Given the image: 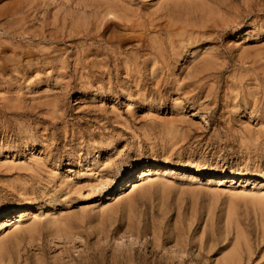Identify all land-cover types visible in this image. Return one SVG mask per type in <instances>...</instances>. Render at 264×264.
Returning a JSON list of instances; mask_svg holds the SVG:
<instances>
[{
	"label": "rangeland",
	"instance_id": "1",
	"mask_svg": "<svg viewBox=\"0 0 264 264\" xmlns=\"http://www.w3.org/2000/svg\"><path fill=\"white\" fill-rule=\"evenodd\" d=\"M157 263L264 264V0H0V264Z\"/></svg>",
	"mask_w": 264,
	"mask_h": 264
},
{
	"label": "bare ground",
	"instance_id": "2",
	"mask_svg": "<svg viewBox=\"0 0 264 264\" xmlns=\"http://www.w3.org/2000/svg\"><path fill=\"white\" fill-rule=\"evenodd\" d=\"M117 60H116V58H115V61L114 62H116ZM115 66V65H114ZM126 68H127V66H126ZM127 70V69H126ZM147 170V169H146ZM143 175V174H142ZM144 175H145V173H144ZM147 176V175H146ZM134 185V184H133ZM20 214V213H19ZM20 217V216H19ZM157 264H159V263H157Z\"/></svg>",
	"mask_w": 264,
	"mask_h": 264
}]
</instances>
